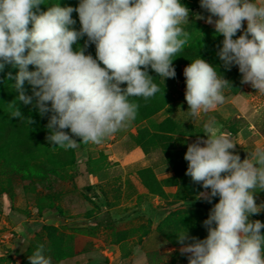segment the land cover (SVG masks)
I'll list each match as a JSON object with an SVG mask.
<instances>
[{"label":"clouds","instance_id":"9594fccd","mask_svg":"<svg viewBox=\"0 0 264 264\" xmlns=\"http://www.w3.org/2000/svg\"><path fill=\"white\" fill-rule=\"evenodd\" d=\"M42 4L0 0V71L6 65L17 68L14 77L8 74L15 80L16 100L30 105L35 98L42 117L51 113L46 127L52 146L67 150L80 142L102 143L135 120L139 105L130 97L147 100L160 91L149 69L163 80L176 77L173 61L189 38L183 25L190 9L180 0H80L75 8L57 4L46 11L40 10ZM200 6L210 15L196 19L214 24L224 38L217 53L224 67L237 65L242 83L264 94V5L200 0ZM73 12L78 13L79 31L71 27ZM244 21L247 27L237 37ZM85 36V47L95 45V58L85 54V47L73 49ZM183 75L190 116L224 102L230 82L204 59L192 61ZM25 82L32 86V96L25 94ZM13 108L12 117H25L16 101ZM28 122L34 121L30 117ZM203 133L206 139L198 137L187 146L186 175L210 189L200 197L211 203L218 196L219 202L203 222L206 238L177 233L181 254H187L188 264H264V223L249 219L264 208L254 195L257 188L264 191V146L241 161L233 151L236 144L214 122L206 123ZM28 259L30 264H51L43 245Z\"/></svg>","mask_w":264,"mask_h":264},{"label":"rangeland","instance_id":"374dc122","mask_svg":"<svg viewBox=\"0 0 264 264\" xmlns=\"http://www.w3.org/2000/svg\"><path fill=\"white\" fill-rule=\"evenodd\" d=\"M43 2L41 11L70 4ZM180 2L190 9L189 22L183 25L188 43L181 52L195 57L174 65L175 78L159 77L161 109L133 120L100 144H85L73 136L80 143L67 150L48 142L47 124L41 123L35 132L30 129L40 142L37 154L15 165L0 159V264H30L28 257L41 245L51 264H188L177 233L207 237L203 222L219 197L209 203L200 193L210 189H198L200 184L186 188L165 151L179 152L184 159L189 144L207 138L204 125L214 122L236 144L233 151L243 161L264 146V94L242 83L237 65L224 67L217 54L223 36L214 24L196 19L210 15L200 0ZM253 2L264 5V0ZM246 27L244 21L237 37ZM199 57L230 84L222 104L194 118L185 100L183 71ZM166 120L172 130H159L158 124ZM139 131L143 145L136 142ZM255 191L256 204L264 206V191ZM249 219L264 223V208Z\"/></svg>","mask_w":264,"mask_h":264},{"label":"trees","instance_id":"16d2710c","mask_svg":"<svg viewBox=\"0 0 264 264\" xmlns=\"http://www.w3.org/2000/svg\"><path fill=\"white\" fill-rule=\"evenodd\" d=\"M69 6L75 8L78 6L80 0H69ZM72 18L76 21L73 27L75 30L79 31L81 25H79V17L78 13L73 12ZM31 25H29V28ZM87 41V37L81 38L76 45H73V49L79 47H85V43ZM85 54H91L93 58L96 57V50L94 44H88L85 47ZM192 53L189 51L180 52L178 54L179 57L175 58L173 61V66L178 62H185L187 60H192L195 56L191 55ZM209 56V55H208ZM207 56V57H208ZM206 57V59H207ZM212 60L213 57H211ZM101 67L104 65L101 63ZM29 70H35L34 66H29ZM18 72L17 68H14L12 65H6L3 71H0V159L4 161H9V163L23 162L28 157H32L37 154L38 149L40 147V142L38 141V137L33 133L37 129L36 126L41 123H48V118L51 113L44 115L43 117L39 114L38 109L35 107V98H33V103L30 105H24L22 102L16 100L19 93L14 88L15 80L9 79L8 74L11 73L14 77ZM149 75L154 78V83L159 85V77L158 75L149 69ZM121 87H126V84L121 85ZM25 94L32 96L33 89L30 84L25 82L24 85ZM130 100L137 103L139 105L137 119H145L150 117L152 114L161 109L164 105V98L159 96L158 93L147 100L142 97H130ZM20 108L21 112L25 117L22 118H14L11 116V112L14 110L13 104L15 103ZM50 106V105H49ZM32 118L34 121L32 124H29L28 119ZM169 121H163L158 124L157 128L161 131L164 130H172V127L168 123ZM30 129L33 132H30ZM168 137L162 136L161 140L163 142L168 143ZM144 136L141 134V131L137 133L136 142L141 145ZM143 145V144H142ZM165 144L163 148L166 146ZM179 152L173 150L165 151V155L168 158L170 164L173 166V169L178 177H180L181 183L184 186L190 187L195 185H199L192 181L191 177L186 175L187 166L184 159L180 158L178 155ZM178 156V157H177ZM15 167V166H13ZM183 169H181V168ZM198 189H203L202 185H199Z\"/></svg>","mask_w":264,"mask_h":264}]
</instances>
